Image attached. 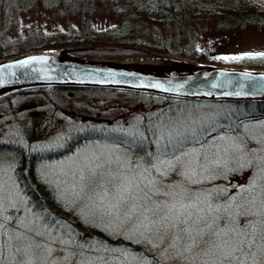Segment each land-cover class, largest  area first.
Returning <instances> with one entry per match:
<instances>
[{
    "label": "rangeland",
    "instance_id": "obj_1",
    "mask_svg": "<svg viewBox=\"0 0 264 264\" xmlns=\"http://www.w3.org/2000/svg\"><path fill=\"white\" fill-rule=\"evenodd\" d=\"M22 1L25 3L20 4L11 18L5 20L0 15L1 38L8 43L18 38L25 41L30 32L40 35L48 31L55 35L79 29L78 9L56 11L41 0ZM254 1L264 13V0ZM16 13L17 19L13 17ZM83 15L84 19H95L101 29L118 24L115 16H107L100 10L96 15ZM138 32V39L154 46L165 44L167 48L187 33L196 47L204 49L223 67L245 68L240 66L243 60L264 58L261 27L223 30L215 21L203 19L179 31L145 22ZM106 60L179 61L138 55ZM87 99L81 105L70 95L59 98V115L48 135L32 149L56 152L72 136L82 135L86 130L87 135L93 132L94 140L82 139L69 155L41 163L36 172L60 203L92 233L125 245L130 244L123 241H151L158 234L161 240L157 237L156 252L161 255L162 264H180L179 257L168 262L166 255L175 243L170 239L176 220L188 205L206 200L205 190L211 183L212 190L224 188L233 194L249 189L254 194L251 200L259 199L260 204L256 206L258 211L247 210L241 218L246 219V215L249 220L257 218L264 222V121L243 125L242 134L230 131L213 134L214 129L209 128L211 116L218 112L213 105L178 106L106 94ZM14 106L12 114L18 117L13 118L7 111L0 114V142L24 144V125L38 115L35 110L44 104L35 98H20ZM148 117L154 118V123L144 132L141 123ZM144 136L150 139L152 152H148L147 160L140 156L131 160L125 147L135 146ZM193 136L206 142L200 145L196 141L197 145H186L177 154H171L182 138ZM206 152H210L208 157L212 156V161L231 162L232 166L211 168L205 165V160L198 167V158L207 157ZM14 164L13 157H0V264H142L119 247H113L116 250L113 258L114 253L106 254L105 249L95 244L77 240L74 229L73 236L47 229L44 220L38 219L28 207L15 182ZM211 177L215 181L209 180ZM222 201L213 199L209 203ZM220 256L214 254L215 262L208 264L221 263Z\"/></svg>",
    "mask_w": 264,
    "mask_h": 264
},
{
    "label": "trees",
    "instance_id": "obj_2",
    "mask_svg": "<svg viewBox=\"0 0 264 264\" xmlns=\"http://www.w3.org/2000/svg\"><path fill=\"white\" fill-rule=\"evenodd\" d=\"M41 1L56 11H62V8L67 12L73 8L78 9L79 29L72 33H57L55 35L48 34V31H42L40 35H37V32H30L25 41L18 38L13 43L3 40L0 34V60L37 50L80 49L75 53L76 55L99 59L138 55L219 66L220 63L214 61L210 54L194 45L193 40L187 37V33L167 48L165 44L154 46L148 44L147 40L138 39L137 35H140L138 30L143 23L150 22L179 31L182 28L189 29L197 21L203 19L215 21L218 27L223 30H241L247 27L264 28V13L257 8L254 0ZM24 3L25 1L22 0H0L1 17L5 20L11 18L13 13L20 9V4ZM99 10L107 16H115L118 24L101 29L95 19L92 20V17L91 19L83 18L84 13H87L88 17L91 13L96 15ZM13 17L17 19V13ZM142 36L144 35L142 34ZM240 66L264 70V58H248L243 60ZM99 94L115 98L126 97L137 101L168 102L178 106L213 105L218 107V112L211 116L210 127H206L214 129L213 134H220L223 131L242 134L241 127L243 125L264 121V101L210 102L115 89L51 86L26 88L0 96V114L7 111L11 116H14L13 118L18 117L12 113L15 107L14 102L20 98H35L44 104L35 110L38 115L34 116L29 124L24 125L25 143L0 142V157L6 155L15 159L14 180L18 183L28 207L38 219L44 220L45 227L71 236H73L74 229L77 240L95 244L99 248L105 249L107 252L104 253L106 254L114 253L116 251L114 248L119 247L142 264H162L161 255L156 252L158 234L154 239L151 238V241H136L135 243L123 241L130 245L121 244L115 239L100 237L81 223V220L71 210L65 208L54 191L36 174L41 163L69 155L81 143L82 139L84 141L94 140L93 132L91 135H87L88 130H86L87 132L82 135L69 138L59 151H34L32 149V146L48 135L49 129L59 115L58 99L70 95L82 105L86 103L87 98H94ZM153 121L152 117L146 118L141 123V130L145 132L153 125ZM149 140L147 136H144L135 146L125 147L129 158L134 160L136 156H140L143 160H147L148 152H152ZM183 140L182 138L177 143L178 145L171 154H177L186 145H197V143L202 145L206 142L204 139L197 141L194 136ZM209 153H205L207 157L201 155L198 158V167L205 160V165L211 168L218 165H221L219 169L232 166L231 162L212 161V156L208 157ZM203 157H205L204 160ZM209 180L215 181L212 177ZM211 185L214 184L211 183L205 190V194H208L206 200L188 205L176 220L174 234H171L170 239L175 243L166 252L168 262L177 260L179 257L180 264H208L215 262L212 258L214 254L216 256L220 254L222 262L219 264H264V222L257 218L249 220L246 215V219L241 218L244 213H247V210L248 212L255 211V208L257 210L256 206L260 204L258 203L259 199L252 201L251 196L254 194L249 189L242 194H233L224 188L212 190ZM248 190L249 192H247ZM213 199L223 201L219 204L209 203ZM225 237L226 239H224ZM159 239L161 240V238Z\"/></svg>",
    "mask_w": 264,
    "mask_h": 264
},
{
    "label": "water",
    "instance_id": "obj_3",
    "mask_svg": "<svg viewBox=\"0 0 264 264\" xmlns=\"http://www.w3.org/2000/svg\"><path fill=\"white\" fill-rule=\"evenodd\" d=\"M31 51L0 60V96L32 87L115 89L196 101H264V70L178 61L172 67Z\"/></svg>",
    "mask_w": 264,
    "mask_h": 264
},
{
    "label": "bare ground",
    "instance_id": "obj_4",
    "mask_svg": "<svg viewBox=\"0 0 264 264\" xmlns=\"http://www.w3.org/2000/svg\"><path fill=\"white\" fill-rule=\"evenodd\" d=\"M141 64H148V65H157V66H163V67H172V66H178V65H172L171 63H155V62H143Z\"/></svg>",
    "mask_w": 264,
    "mask_h": 264
}]
</instances>
